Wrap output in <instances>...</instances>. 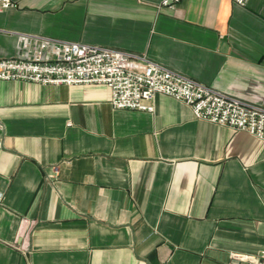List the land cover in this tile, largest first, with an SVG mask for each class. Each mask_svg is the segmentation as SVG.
<instances>
[{"label":"crops","instance_id":"obj_1","mask_svg":"<svg viewBox=\"0 0 264 264\" xmlns=\"http://www.w3.org/2000/svg\"><path fill=\"white\" fill-rule=\"evenodd\" d=\"M0 58L43 36L146 54L264 106V0H11ZM0 81V264H244L264 254V141L163 94ZM26 221L27 223H25Z\"/></svg>","mask_w":264,"mask_h":264},{"label":"built area","instance_id":"obj_2","mask_svg":"<svg viewBox=\"0 0 264 264\" xmlns=\"http://www.w3.org/2000/svg\"><path fill=\"white\" fill-rule=\"evenodd\" d=\"M179 2L162 0L161 4ZM233 2L244 5L246 0ZM11 6V0H0L1 11ZM25 38L31 41L30 49L16 57L0 58V81L102 84L110 89L112 108L144 112H152L154 96L163 94L189 106L195 119L245 131L264 141V106L202 84L146 54L36 35ZM231 257L244 264H264V254L256 259L236 254Z\"/></svg>","mask_w":264,"mask_h":264}]
</instances>
